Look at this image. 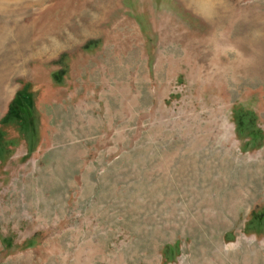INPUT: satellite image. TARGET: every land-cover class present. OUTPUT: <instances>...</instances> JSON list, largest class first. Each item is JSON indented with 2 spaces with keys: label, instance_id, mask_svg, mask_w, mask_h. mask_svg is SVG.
I'll return each instance as SVG.
<instances>
[{
  "label": "rangeland",
  "instance_id": "374dc122",
  "mask_svg": "<svg viewBox=\"0 0 264 264\" xmlns=\"http://www.w3.org/2000/svg\"><path fill=\"white\" fill-rule=\"evenodd\" d=\"M0 136V264H264V0H0Z\"/></svg>",
  "mask_w": 264,
  "mask_h": 264
},
{
  "label": "trees",
  "instance_id": "16d2710c",
  "mask_svg": "<svg viewBox=\"0 0 264 264\" xmlns=\"http://www.w3.org/2000/svg\"><path fill=\"white\" fill-rule=\"evenodd\" d=\"M25 108H26V110H25ZM27 109H29V107L27 105L17 104L15 102H13L10 105L8 115H12L15 112L19 111L21 113H26L29 116L30 111L27 110ZM252 121H253V118H252L251 114L239 112L236 115V124H237L238 132L241 133V134L244 133L250 127V125L252 124ZM249 133L252 135V141H257V140L261 139V137L259 136L260 135L259 132L254 134L251 131ZM0 140H1V136H0ZM1 148H2V144H1V141H0V150H1Z\"/></svg>",
  "mask_w": 264,
  "mask_h": 264
}]
</instances>
